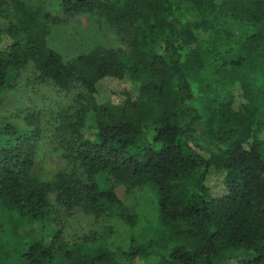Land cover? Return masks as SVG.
Masks as SVG:
<instances>
[{
	"label": "trees",
	"instance_id": "16d2710c",
	"mask_svg": "<svg viewBox=\"0 0 264 264\" xmlns=\"http://www.w3.org/2000/svg\"><path fill=\"white\" fill-rule=\"evenodd\" d=\"M58 1L55 15L0 0V93L30 64L83 90L54 138L84 179L41 182L38 121L0 120V264H264V0ZM80 14L129 52L65 62L50 27ZM103 178L150 193L155 233ZM77 207L111 226L68 244L62 213Z\"/></svg>",
	"mask_w": 264,
	"mask_h": 264
},
{
	"label": "rangeland",
	"instance_id": "374dc122",
	"mask_svg": "<svg viewBox=\"0 0 264 264\" xmlns=\"http://www.w3.org/2000/svg\"><path fill=\"white\" fill-rule=\"evenodd\" d=\"M34 1L55 15L60 12L58 0ZM246 31L245 26L237 29L240 35ZM49 46L58 52L65 62L97 49H114L125 55L129 52L126 41L113 25L97 15L84 14L69 18L60 25L51 26ZM105 87L115 88L116 84L106 83ZM82 91L79 86L69 90L59 89L52 82L43 80L35 66L30 64L11 87L0 93L1 121H18L19 118L31 116L39 123L43 134L38 145L35 174L41 182L52 181L60 172L76 174L80 179H84L80 169L64 157L54 138L56 118L74 107V100ZM18 122H22V119ZM103 179L101 184L104 187L112 188L118 199L138 214L142 222H149L142 236L155 233V228L151 224L154 221L156 207L150 193L141 189L130 190L123 184ZM50 199L52 203L55 202V193L50 195ZM111 224L112 222L108 220H96L79 207L62 213L63 238L68 244L81 241L93 234L101 236ZM7 243L6 241L5 244ZM11 247L15 250L14 244ZM136 264L144 263L138 261Z\"/></svg>",
	"mask_w": 264,
	"mask_h": 264
}]
</instances>
